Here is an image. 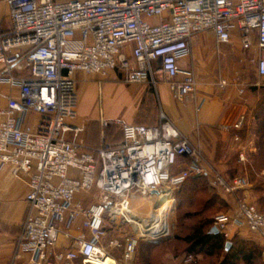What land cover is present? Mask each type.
I'll return each mask as SVG.
<instances>
[{"label": "built area", "instance_id": "2783aa9c", "mask_svg": "<svg viewBox=\"0 0 264 264\" xmlns=\"http://www.w3.org/2000/svg\"><path fill=\"white\" fill-rule=\"evenodd\" d=\"M5 2L11 27L0 32V86L18 89V95L0 98V171L12 167L28 187L10 264H120L104 245L109 222L111 228L131 227L124 244H108L122 248L130 262L140 242L172 236L168 222L175 193L190 179L207 178L228 196L247 187L244 177L220 174L163 111L154 126L102 120L105 129L119 128L121 139L89 148L84 128L74 124L75 75L119 71L127 85L156 88L161 74L174 99L184 102L195 96L197 79L180 61L191 56L197 35L212 33L218 47L237 35L243 51L256 52L253 63L264 78V0ZM19 65L27 76L14 75ZM228 85L221 80V87ZM244 121L241 117L230 130L240 131ZM234 141L242 139L235 135ZM239 160L246 161L243 152ZM159 195L173 197V210L158 218L135 212L137 199ZM213 228L226 239L232 230H247L264 243V211L237 199L233 209L215 217ZM72 230L79 232L73 247L57 250L61 233L69 239Z\"/></svg>", "mask_w": 264, "mask_h": 264}, {"label": "crops", "instance_id": "0c3cea01", "mask_svg": "<svg viewBox=\"0 0 264 264\" xmlns=\"http://www.w3.org/2000/svg\"><path fill=\"white\" fill-rule=\"evenodd\" d=\"M9 15L10 10L5 0H0V32L9 31L11 27ZM232 42L234 45L238 44L237 58L241 55H244V57L238 59V66L240 67L228 68V71H225L224 75L234 72L235 77L238 76L237 81L231 80L227 87L223 88L215 84L214 53L216 48L214 47L215 44L217 45V41L212 33H203L194 38L191 56L180 61V66L182 69L195 71L198 64L202 61L207 75L211 76V79H208L211 84H208L206 88H199L193 98L184 102L174 99L166 82L159 83L153 89V95L156 97L160 110L167 114L181 134L203 151L208 162L228 179H234L236 176L232 177L231 173L241 169L238 164L240 160L238 161L237 158L242 152L247 158L246 162L251 165L255 172L264 173V78L259 77L256 65L253 63V59L257 56L256 52L254 50L243 51L237 35L233 37ZM248 59H250V63L254 64V73L251 80L244 81L241 78L243 67L247 65ZM113 73L115 76L112 78H117L120 83L111 81L110 91L113 97L117 95L120 97L127 96L132 103V113L126 120L119 119V113L107 116L99 100L105 87H108V83L105 85H96L95 83L82 84L78 118L74 124L84 128V138L91 149L101 147L104 140L110 142L121 139V134L119 139L112 138L110 134L114 128H103L101 125L102 120L137 124V122H132L138 113L135 109V103L142 100L145 90L143 93L139 92V94H136L138 89L133 86L130 87L131 89L124 87L127 84H125L119 71ZM231 74H229L230 77L232 76ZM14 75L19 77L27 76V71H25L23 65H19L14 69ZM87 93H91L96 99L91 106L90 112L82 110V100ZM17 95L18 89H12L6 85L0 86L2 102H5L9 96ZM241 117H244L245 121L243 128L239 131L242 142L238 144L234 141L236 134H233L234 130H230V127L237 123ZM225 127H229V129L226 130ZM250 185L248 183L245 189L238 191L233 196L221 193L219 195L223 201L230 204V210L236 206L237 199H244L254 203L261 211H264L262 206L264 204V189L254 195L253 190L249 187ZM27 193L26 179L16 178L13 175L12 167H5L0 171V264H10L13 257L16 239L27 211L25 201ZM234 231L232 230V232ZM246 232L249 233L247 230H242L238 233ZM68 234H70L71 238L67 239L63 233L57 250L73 247V240L78 236L79 232L72 230ZM249 234L253 238L259 239L257 236ZM262 244L264 246L263 242ZM167 246L168 244L163 242H145L140 247H143L146 251V258L143 264H181L182 257L168 251ZM25 258H28V256ZM74 264L82 263L81 261H76Z\"/></svg>", "mask_w": 264, "mask_h": 264}, {"label": "rangeland", "instance_id": "374dc122", "mask_svg": "<svg viewBox=\"0 0 264 264\" xmlns=\"http://www.w3.org/2000/svg\"><path fill=\"white\" fill-rule=\"evenodd\" d=\"M235 45L232 42L231 44L221 45L218 48V46L215 44L214 48L216 49L214 53V69L216 85L221 84L222 78L226 79L229 83L231 82V80L237 81L238 79V76L235 77L234 72H231L232 74L227 72L232 75L231 77L229 76V74L224 75L225 71H228V68L233 69L235 67H240L238 66V59L240 57H244V55H241L239 56V58H237L238 44L236 43ZM249 60L250 59L247 60V65L243 67L241 80L243 79L244 81L251 80L254 73V64L250 63ZM204 68L205 66L201 61L196 68L197 70L194 71L197 79L196 92L199 88H206L208 84H211L208 80L211 79V76L207 75V72ZM113 76H115L114 73H110L106 77L88 76L84 73H77L75 75V80L77 82L79 97L82 84L95 83L96 85H105L106 83H108V87L106 86L103 90L99 103L101 107L104 108L107 116L119 113V119L126 120L132 113V103L127 98V96L120 97L119 95H117L113 97V94L110 91V83L111 81L120 83V80H117V78H112ZM155 78L157 85L161 82L167 83L165 77L161 74L156 75ZM132 86L138 89V91H136L138 93L136 94H139V92L143 93V91L145 90V95L142 100L135 103V109L136 111H138V113L135 115L132 122L142 123L146 125L158 124L160 121L161 110L156 97L153 95L154 85L152 83H147L142 86L135 84L126 85L124 87L128 89ZM95 101V97L92 96L91 93H87L82 100V110L90 112L91 106L95 103ZM93 114L95 115V113ZM84 134L85 133H82V139H84L87 145ZM110 135L114 139H119V128H114ZM237 159L239 161V157ZM245 162H238V164L241 166V169L231 173V176L244 177L248 181V183L251 184L249 187L251 188V190H253V194H258L259 192H261V190L264 189V173L255 172L251 168V165L248 164V162ZM175 200L176 202L174 212L171 218L172 237L164 241L163 243L168 244V251L174 252L182 257L181 264H221L228 255L231 256L229 264H264V246L261 240L253 238L247 232L238 233L233 230L234 232H232V238L230 239H226L224 236L219 234L221 237H223L225 245L227 242L232 243L229 251H227L226 248H223L213 255H209L208 253L190 254L188 252L189 244L184 239L194 234V232L196 231V226H198L201 221H205L207 219L214 220L218 215L227 213L230 210V204L222 200L219 192L217 191V189L213 188L209 179L205 178L196 182L190 179L178 191H176ZM262 206L264 207V204ZM134 209L138 215L144 217H146L150 212L148 202L144 201L143 199H137L134 202ZM208 229L209 227L206 228V230ZM131 234L132 229L130 226L120 223L118 227L111 228V224L109 222L108 234L104 240V245L106 247L108 246V251L111 252L113 256L119 260L120 264H133L134 262L135 264H143V261H145L146 258V251L143 247H140L145 244V242H141L140 246L137 249L136 257L130 262L124 260L122 248H111L108 245L111 240H118L121 244H124L126 237ZM62 235L63 232L61 233V236ZM242 249L245 250H243L242 252ZM250 251H253L254 253L253 258L246 260L245 256L249 255Z\"/></svg>", "mask_w": 264, "mask_h": 264}, {"label": "trees", "instance_id": "16d2710c", "mask_svg": "<svg viewBox=\"0 0 264 264\" xmlns=\"http://www.w3.org/2000/svg\"><path fill=\"white\" fill-rule=\"evenodd\" d=\"M137 124H141V123H137ZM233 134L239 135V131L234 130ZM202 179H205V178H197V179H191V180L196 182ZM230 179H233V178H230ZM213 222L214 220H210V219L201 221V223H199L198 226H196V231L194 232V234L184 239L189 244L188 252L190 254L208 253L209 255H213L214 253L219 252L223 248L224 249L226 248L223 237H221L220 235H214L213 233H211L212 228H213ZM208 227L209 229L206 230V228ZM243 250L245 249H242L241 251L243 252ZM253 255H254L253 251H250L249 255L245 256V259L246 260L252 259ZM230 259H231V256L228 255L221 264H229Z\"/></svg>", "mask_w": 264, "mask_h": 264}, {"label": "bare ground", "instance_id": "6f19581e", "mask_svg": "<svg viewBox=\"0 0 264 264\" xmlns=\"http://www.w3.org/2000/svg\"><path fill=\"white\" fill-rule=\"evenodd\" d=\"M147 201H148V204H149V207H150V212L149 213H152V215L156 216L157 218L158 217H163V215L165 213H169V210L170 211L173 210V206H174L173 197L159 195V196H153L152 199H147ZM156 208H158L157 211H156ZM133 213H134V215H136L135 212H133ZM171 227H172V224H171V220H170L168 222V228L170 229ZM111 261H112V259L109 258L107 260V263H110Z\"/></svg>", "mask_w": 264, "mask_h": 264}, {"label": "water", "instance_id": "95a60500", "mask_svg": "<svg viewBox=\"0 0 264 264\" xmlns=\"http://www.w3.org/2000/svg\"><path fill=\"white\" fill-rule=\"evenodd\" d=\"M154 193H156V192H154ZM211 232H212L213 234H219V232H218V230H217L216 228H213ZM171 237H172V236H171ZM171 237H168V238H165V239H163V240H160V241H157V242H153V243H161V242H164V241L170 239ZM231 245H232V244H231L230 242L227 243V245H226V250H227V251L230 250Z\"/></svg>", "mask_w": 264, "mask_h": 264}]
</instances>
